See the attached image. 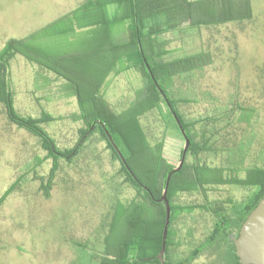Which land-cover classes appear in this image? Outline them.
Wrapping results in <instances>:
<instances>
[{
	"label": "rangeland",
	"instance_id": "obj_1",
	"mask_svg": "<svg viewBox=\"0 0 264 264\" xmlns=\"http://www.w3.org/2000/svg\"><path fill=\"white\" fill-rule=\"evenodd\" d=\"M103 3L0 0V51L12 40L27 38L20 47L33 59L30 62L18 53L9 62L13 107L21 116L48 120L41 125L60 149L73 147L88 129L79 118L80 106L73 93L80 92L87 104L94 96L98 106L122 112L144 84L137 70L121 71V65L137 58L121 52L120 41L127 39L123 10L114 23L115 7L107 0ZM229 5L212 10L215 16L232 17L225 22L198 27L184 22L180 31L163 37L170 40L169 48H181L175 57L212 52V65L190 79L175 81L174 92L198 101L179 105L186 117L217 116L231 103L256 109L247 121H240L236 112L235 146L219 154L223 161L205 155L208 164L220 168L229 165L227 157L245 154L243 165L250 168L263 164L259 158L264 160V0H230ZM204 14L198 12L197 17L204 19ZM158 117L151 112L142 120L153 142L162 137ZM83 141L71 163L62 158L61 167L50 177L52 159L47 158L41 137L12 121L0 100V264H101L109 213L136 192L124 182L121 163L99 131ZM185 143L184 137L170 131L165 153L178 157ZM216 146L223 147V141ZM228 171L224 176H231ZM238 176L245 177L243 172ZM215 188L213 198H232L227 205L231 213L234 204L255 189L236 184ZM199 196L186 197L201 202ZM213 219L207 212L196 211L179 220L184 236L180 254H190L192 247L205 240ZM193 226L195 237L189 246L187 236ZM224 253L223 247L214 244L184 264H230L221 258Z\"/></svg>",
	"mask_w": 264,
	"mask_h": 264
},
{
	"label": "trees",
	"instance_id": "obj_2",
	"mask_svg": "<svg viewBox=\"0 0 264 264\" xmlns=\"http://www.w3.org/2000/svg\"><path fill=\"white\" fill-rule=\"evenodd\" d=\"M107 3L115 7L112 20L117 19V13L122 10L121 19L126 20L127 39L122 40V54L129 56L135 54L137 57L129 60L127 65H121L123 66L121 71L137 70L142 74L144 84L137 93L136 99L122 112H116L109 106H98L94 96L91 97V103L87 104L80 92L73 93L80 106L79 118L88 127L83 139H86V136L94 130L99 131L103 140L107 141L114 158L121 163L120 173L124 182L136 192L134 197L120 203L118 207L114 206L109 213L111 215L106 222L109 230L103 237L105 248L101 252L100 263L161 264L157 255L162 249L166 204L164 200L159 199L165 191L168 174L179 166L184 150V148L181 149L178 157H170L165 153L166 136L170 131L184 137L173 113L174 110L191 143L182 168L172 174L168 186L171 219L165 260L168 264L189 263L206 248L214 246L217 240H226L231 244L229 252L235 260L233 264H240L229 234L236 233L264 197V160L259 158L263 164L255 163L254 167L249 168L243 165L246 159L245 154L237 159L229 156L225 159L229 165L218 168L208 164L205 155H216L223 161V157L219 154L235 146L232 136L235 134L236 112L239 113L240 121H247L253 113H256V109L231 103L230 107L225 108L217 116L186 117L179 109V105L198 101L174 92L175 81L178 77L190 79L195 72L212 65V52L201 50L175 57L173 54L181 48H169L170 40L163 37L169 32L180 31L184 22H190L192 26H200V24L213 25L231 19L232 17L228 15L215 16L212 12L215 7H227L230 0L200 2L107 0ZM87 4L100 6L104 3L103 0H87ZM198 12L208 14L210 19L205 20L207 18L205 14L204 19H199ZM26 39L12 40L0 51V100L6 104L12 121H17L21 126L41 137L43 149L47 151L46 156L52 159L49 175L53 177L54 170L61 167L62 158L71 163L72 158L82 150L84 141L81 139L73 147L60 149L54 138L41 125L48 120L45 121L43 116H21L13 107L8 66L10 60L18 53L26 56L30 62L33 61L30 54L20 47ZM155 80L167 94L169 103ZM151 112L159 116L163 127L162 137L155 142L149 137L142 121L144 116ZM108 134H111L135 175L124 164ZM218 141H223L224 146H216ZM227 170L231 176H224ZM240 172H243L245 177H239ZM225 184L254 186L255 189L246 200L239 205L234 204L231 213L228 212L227 205L233 203L232 198H213L211 195V192L218 190L215 188L216 185ZM196 194L202 198L201 202H195V197L191 199L186 197L196 196ZM196 211L207 212L214 217L212 229L200 245L192 247L190 254L182 255L179 249L183 244L184 236L182 232H178L174 224L185 215H192ZM218 222H221V225L224 223L225 227L220 226ZM192 232L193 228L189 230L187 236L189 246L193 243Z\"/></svg>",
	"mask_w": 264,
	"mask_h": 264
},
{
	"label": "water",
	"instance_id": "obj_3",
	"mask_svg": "<svg viewBox=\"0 0 264 264\" xmlns=\"http://www.w3.org/2000/svg\"><path fill=\"white\" fill-rule=\"evenodd\" d=\"M147 65L149 67V64ZM151 75L152 77H154V74L152 72H151ZM155 81H156L158 88L163 93L164 97L167 99L169 103L167 94L163 91L162 87L158 84L157 80ZM173 113L185 137L186 144L183 150L182 160L179 166L176 167L174 170H172L168 174L165 191L162 197L159 199V200H164L166 204V217H165V224L163 228L162 249L157 255L161 264H168L164 258V254L166 251L168 230H169L170 219H171V204H170V201L167 195L168 186H169V182H170L172 174L179 171L182 168L185 162L187 151L191 143V140L189 136L187 135L184 129V126L182 125L180 119L178 118L174 110H173ZM108 135H109V139L111 140L115 148L118 150L122 160L124 161V164L126 165L128 170L131 173H133V170L130 168L129 164L126 162L122 152L120 151V149L114 142L111 134H108ZM230 238L233 240L235 244L236 254L239 257L240 264H264V197L259 201L256 207L250 212L246 220L243 222L239 235L236 236L235 234H232Z\"/></svg>",
	"mask_w": 264,
	"mask_h": 264
},
{
	"label": "flooded vegetation",
	"instance_id": "obj_4",
	"mask_svg": "<svg viewBox=\"0 0 264 264\" xmlns=\"http://www.w3.org/2000/svg\"><path fill=\"white\" fill-rule=\"evenodd\" d=\"M179 222V221H178ZM178 222L177 223H175L174 225H175V227L178 229V232H181V228H182V225L181 224H178ZM219 223V225L220 226H222V227H225V224L223 223L222 225H221V222H218ZM242 226V225H241ZM186 227V226H185ZM194 227V226H193ZM194 229V231H195V229H196V227H194L193 228ZM240 229H241V227L239 228V229H237V231H236V233L234 232V234L236 235V236H238L239 235V233H240ZM232 235V233L231 234H229V239L231 240V242H233V240L230 238V236ZM195 237V236H194ZM195 240L197 239V237L196 238H194ZM229 240V241H230ZM197 243V242H196ZM202 243V242H201ZM201 243H197V246L198 245H200ZM234 243V242H233ZM214 244H216L217 246H221V247H223L224 248V250H225V253L222 255V257L221 258H223V259H225V260H229V261H231V263L230 264H233V262L235 261L234 260V258L231 256V254H230V248H231V244H230V242H228V241H226V240H217ZM235 245V244H234ZM165 253H166V251H165ZM172 256V255H171ZM164 258H165V254H164ZM238 260H239V257H238ZM166 261V260H165ZM239 263H240V261H239Z\"/></svg>",
	"mask_w": 264,
	"mask_h": 264
},
{
	"label": "crops",
	"instance_id": "obj_5",
	"mask_svg": "<svg viewBox=\"0 0 264 264\" xmlns=\"http://www.w3.org/2000/svg\"><path fill=\"white\" fill-rule=\"evenodd\" d=\"M113 21H114V23H115L116 21L118 22V20H117V19H114ZM126 27H127V26H126ZM122 43H123V42H122V41H120V47L122 46ZM101 52H102V51H101ZM102 53H103V52H102ZM36 72H37V71H36ZM37 73H38V72H37ZM53 75H54V74H52V76H53Z\"/></svg>",
	"mask_w": 264,
	"mask_h": 264
}]
</instances>
